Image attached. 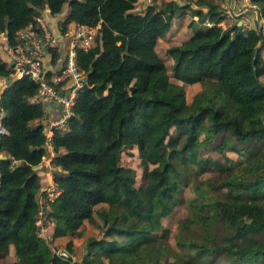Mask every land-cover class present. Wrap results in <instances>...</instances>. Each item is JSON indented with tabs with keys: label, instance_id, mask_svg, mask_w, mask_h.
I'll list each match as a JSON object with an SVG mask.
<instances>
[{
	"label": "trees",
	"instance_id": "trees-1",
	"mask_svg": "<svg viewBox=\"0 0 264 264\" xmlns=\"http://www.w3.org/2000/svg\"><path fill=\"white\" fill-rule=\"evenodd\" d=\"M137 1L0 0V32L9 44L17 41L20 28L37 23L42 9L55 14L64 4L69 11L61 31L69 21L98 24L95 44L75 48L87 79L76 90L73 114L65 129L51 128L49 139L42 120L45 103L30 100L39 83L27 74L9 78L10 69L0 58V77L9 78L1 94L7 133L0 138V151L7 156L0 158V258L9 243L18 257L7 264H163L162 256L170 252L169 264H206L221 252L226 254L223 264H262L264 151L251 167L253 177L233 173L216 185L233 195L213 203L200 196L189 199L187 224L199 217L204 241L181 235L178 248L169 251L161 219L183 200L187 175L182 164H195L199 174L207 166L228 171L237 162L203 156L198 151L202 130L206 140L231 134L233 143L213 144L220 149L225 144L240 150L264 136L263 31L236 23L221 26L225 13L219 0H193L196 6L190 0H166L143 11L133 9ZM252 1L264 17V0ZM186 12L213 23L199 24L185 40L166 47L180 83L170 78L156 42L173 16ZM48 48L53 60L57 50ZM193 82L212 84L188 101L184 84ZM47 143L59 167L53 180L60 191L50 207L54 234H72L84 220L102 230L100 237L88 238L79 259L53 251L37 234L41 183L33 166L47 154ZM134 145L144 170L142 186L135 184L134 168L120 161L121 151ZM216 218L224 227L219 242L212 225Z\"/></svg>",
	"mask_w": 264,
	"mask_h": 264
},
{
	"label": "rangeland",
	"instance_id": "rangeland-1",
	"mask_svg": "<svg viewBox=\"0 0 264 264\" xmlns=\"http://www.w3.org/2000/svg\"><path fill=\"white\" fill-rule=\"evenodd\" d=\"M145 1L141 0L136 3L135 10H142L146 5ZM166 0H149L151 3L161 4ZM192 5H195L193 0H190ZM243 2L240 3H232L230 5V0L228 3H222V6L225 8H229L226 16L219 21L221 26L225 27L230 24H241L243 29H247L249 27L261 28L264 34V17L260 15L258 6L252 0H241ZM149 3V4H151ZM196 6V5H195ZM66 7V4H64ZM64 9V8H63ZM233 9V10H232ZM245 18V19H244ZM173 19L179 21L174 24V28L171 30V35L165 38L159 39L158 47L156 46L158 52L164 59L167 70L172 80L180 82L173 76V71L171 70L172 58L166 53V45L170 42L169 45L180 43L187 38L189 35V31L191 28L198 27L199 22L197 19V15H192L190 12H186L183 15L175 14ZM190 20H194L192 27L188 24ZM61 22L57 20V22L52 26V29H60ZM202 24V23H200ZM61 30V29H60ZM264 37V36H263ZM262 60L264 61V49L262 51ZM8 66V64H7ZM15 77V76H14ZM210 82H196L194 84H184L186 99L190 101L193 95L196 92L201 91L202 89L209 90L211 85ZM35 120L31 121L34 122ZM206 131L202 130L200 133L199 139L200 143L198 145V151L203 156H209L213 159L220 160L222 162L228 161V159L235 160L237 162L233 163V167L228 171L220 172L213 167L207 166L203 172L196 173V166L193 163L182 164L183 168L186 170L185 173L187 178L185 183L182 185V202L178 203L173 211L162 217L161 221L164 228L168 229V235L166 236L164 243L170 246V250H176L178 248L177 241L181 238V235H186L189 238H194L196 240H205L203 236L204 230L202 228V224L200 218L198 217L191 224H187L186 216L190 212L188 201L190 198L200 196L204 197V202L213 203L219 198H228V196L233 195V192H229L226 190V187L218 188L216 185L222 180V178L231 175L233 173H238L239 175L245 176V178H251L254 176V171L251 170V167H254L256 162L259 159V156L262 151H264V136L258 142H250L247 147L244 145L235 146L234 148H229L227 145L223 144L221 149L215 148L213 144H218L220 140H224L226 143H233V139L231 134L228 131L220 132L211 137V139H205ZM237 147V148H236ZM56 151H54V155ZM120 161L122 164L126 166H130L134 168L136 181L135 184L138 186H142L145 184L144 178V170L142 165L140 164V158L137 153L136 146H132L131 148H124L120 154ZM40 166L37 167V171L39 173V178L41 181V186L39 187L36 197L39 201V208L47 212V218L43 217V214L37 215V233L40 235L49 247L64 256H70L75 259H79L86 248V242L90 236L100 237L102 235L101 227L95 223H90L86 220L73 232L72 234L65 235H55V218L48 214V209L51 207V200L44 201L42 199L46 189L49 185L52 184L53 174L56 169V165L54 166L53 156L45 155L39 162ZM48 170V171H46ZM50 172V173H49ZM48 173V174H47ZM43 183V184H42ZM50 211V210H49ZM99 219L98 215L96 216ZM214 229V237L216 240L222 241L223 234V226L218 218L212 222ZM261 237L264 239V232H262ZM209 240V239H207ZM70 242V249L66 247V244ZM209 242V241H207ZM92 249V247H91ZM102 258L106 263L109 262V259L106 255H102ZM166 259V261H163ZM173 256L170 252V255L162 256L163 264H169L172 261ZM213 261L207 262L206 264H223L226 259V254L215 253L213 256ZM168 261V262H167ZM193 264H199L196 260ZM264 264V259L262 261Z\"/></svg>",
	"mask_w": 264,
	"mask_h": 264
},
{
	"label": "built area",
	"instance_id": "built-area-1",
	"mask_svg": "<svg viewBox=\"0 0 264 264\" xmlns=\"http://www.w3.org/2000/svg\"><path fill=\"white\" fill-rule=\"evenodd\" d=\"M240 2L243 1L231 0L230 5H232V3ZM226 3H228V1L225 2V4ZM223 8L226 16L229 8ZM212 23V21H209L207 25H211ZM53 31L54 30L51 27L49 28L45 26L40 20L37 19V23H28L24 27L20 28L17 32V41L13 44L6 42L5 49L8 55L7 64L10 69L9 78H15L23 74H27L33 80L39 83L37 91L30 97V100L35 102H58L60 107V116L52 123V126L50 127L51 131L52 127H56L60 130L65 129L67 125V119L73 114L72 106L74 103L76 90L82 85L84 80V72L77 65L75 48L77 46L88 48L95 44L96 35L98 33V24L88 25L77 22L72 28H70V30L64 31L63 34L68 35L70 38L68 50L65 54L63 63L57 71L50 74L49 76H46L47 70L44 66V55L48 47L55 45L58 40L56 39V34H54ZM4 38L7 39L6 34H4ZM9 78L0 77V138L3 134L7 133V128L3 123V119L6 116L7 111L2 105L1 94L4 88L7 87ZM70 82L73 84L69 85ZM66 89L68 90L65 92ZM47 131H49V129L45 131L48 135ZM3 154L6 153L0 151V158H3ZM14 161L15 159L12 160V163ZM59 191L60 190L55 182L52 181V184L47 187L42 199L44 201L51 200L50 202H52ZM37 202L38 209L35 215L36 226L37 215L43 214V217L47 218V212H43V210L39 208L38 200ZM49 210L50 209H48V214L51 215Z\"/></svg>",
	"mask_w": 264,
	"mask_h": 264
},
{
	"label": "crops",
	"instance_id": "crops-1",
	"mask_svg": "<svg viewBox=\"0 0 264 264\" xmlns=\"http://www.w3.org/2000/svg\"><path fill=\"white\" fill-rule=\"evenodd\" d=\"M138 1H141V0H138ZM221 1L222 0H219L218 2H221ZM227 1L228 0H223L222 3H225ZM230 2H231V0H230ZM149 3H151V2H149V0L145 1V5L146 4L147 5L142 10H138V11H143L144 9H146V7L149 5ZM135 8H136V5L134 6L133 9L135 10ZM200 8L202 10L206 9L205 6H200ZM68 11H69V7L67 4H66V7H64V5H63L61 12H58L55 14L48 13L47 11L42 9L40 14L37 15V19L40 20L45 26L50 28V27L54 26V24L57 22V20H59V22H61L64 19V17L67 15ZM195 20H197L199 22V24L200 23H206L207 24L209 22V20H199L198 18ZM176 22L179 23V21L172 18L170 28L162 36L158 37L157 42H156L157 47H158L159 39L165 38V37H168L171 35V33H172L171 30L174 28L173 26H174V24H176ZM75 24H76L75 21H69L66 24V30L65 31L70 30V28H72ZM60 29H53L54 34H56V39H58L57 43L55 45H52L57 50V53H58L57 57H55L53 60L51 59V52L49 51V48L47 49V51L44 55V66H45L47 71H50V74L54 73L55 71H57L60 68V66L63 63L65 54L68 50V43H69L70 37L68 35H64L63 31H61ZM192 30H193V28L190 29L189 34L191 33ZM4 34H5L4 32H0V58L3 59L7 64L8 55H7V52L5 50L6 49V39L4 38ZM169 44H170V42L167 43L166 47L169 46ZM156 50H157V48H156ZM194 83H196V82H193L191 84H194ZM44 103H45L46 115L44 116V118L42 120L45 121L47 124V128L49 129V131H47V133H48V137L50 138L51 133H52V131L50 130V127L52 126V123L60 116V107H59V105H56L55 102H44ZM36 120L37 119H35V121ZM46 147H47V155L48 156L49 155L54 156V150H53L52 145L50 143H47ZM56 169H59V167L56 166ZM46 171H48V170H46ZM40 183H41V181H40ZM17 258L18 257L15 253L14 245L12 243H9L8 252L6 253V255L4 257L0 258V264H7L9 262L16 260Z\"/></svg>",
	"mask_w": 264,
	"mask_h": 264
},
{
	"label": "water",
	"instance_id": "water-1",
	"mask_svg": "<svg viewBox=\"0 0 264 264\" xmlns=\"http://www.w3.org/2000/svg\"><path fill=\"white\" fill-rule=\"evenodd\" d=\"M83 79H84V80H86V79H87V73L83 75ZM72 84H73V83H72V82H70V84H69V85H72ZM131 88H133V87H131ZM67 90H68V89H66V90H65V92H66ZM61 92H62V91H61ZM55 104H56V105H58V102H57V101H55ZM3 157H6V154H3ZM39 166H40V163H38V164H35V165L33 166V168H35V169H36V168H37V167H39Z\"/></svg>",
	"mask_w": 264,
	"mask_h": 264
}]
</instances>
